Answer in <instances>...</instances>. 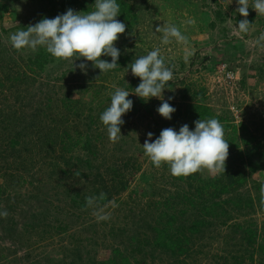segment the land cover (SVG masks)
Wrapping results in <instances>:
<instances>
[{
	"label": "rangeland",
	"instance_id": "rangeland-1",
	"mask_svg": "<svg viewBox=\"0 0 264 264\" xmlns=\"http://www.w3.org/2000/svg\"><path fill=\"white\" fill-rule=\"evenodd\" d=\"M1 1L8 2L10 9L8 12H0L3 14L0 15V48L4 45L7 54L14 56L16 61L22 63L23 69L27 70V75L23 78L24 83H15L14 88L5 90L10 95L18 94L17 100L12 99L11 96L8 101L14 109L17 110L20 107L24 114H29L37 108V110L43 111L44 103L49 101H52L51 105L54 108L56 105L58 106L59 98L65 96L67 91L71 92L74 98L87 103V106L84 107L85 113L90 112V106L95 109L96 103L100 101L103 102L105 111L111 103V98L107 99V97H111V93L115 91L116 87L129 91V99L133 101L134 105L138 97L134 94V89L141 81L139 77H134L131 74V64L123 63L124 56H129L134 62L140 56L147 55L150 51L159 48L160 55L164 57L166 63L169 66H174L173 80L166 84V89L163 92L164 100L173 101L177 105L184 103L179 95L186 86H203L207 89L206 102L216 113H226L228 117L234 119L236 124L243 123L247 127V131L255 133L264 141V47L261 46L264 45V41H261L260 45L256 43L260 35L264 34V15H257L256 11L251 8L253 0H249L250 8L247 17L253 24L251 31L247 34H242L238 30L239 21L244 17L236 11L237 0H218L228 16L223 23L217 21L214 28L210 26L209 22L214 19V12L220 7L215 3L204 4L203 0H124L130 3L137 19L131 18V22H126L116 17L126 25L125 33L119 34V39L115 43V47L121 53L118 59L119 66L101 73L100 69L92 67V62L85 61L84 58L75 60L74 65L87 63L86 74L78 67L73 68L70 61L55 58L51 54L50 57L53 60L44 70L37 72L27 69L22 56L27 58L36 50L45 48L39 46L35 51L28 48L17 51L10 42V35L18 30H26L27 26L35 25L42 18L51 19L64 14L68 10L63 7L64 0ZM94 3L95 0L90 3L87 10L78 6L72 9L86 14L95 11ZM167 25L179 27L182 34L188 37V44L177 42L175 38H170L169 44H163V32H157L155 29L158 26L163 28ZM186 50L193 53L187 61L184 58ZM101 59L111 62L110 56H102ZM92 76L99 78L96 80ZM92 81L102 83L101 88L103 89L102 96L95 102L91 100L92 90H81L83 85L79 84L84 82L83 84L89 85ZM131 85L133 88L128 89ZM169 97L172 99L169 100ZM150 101L156 104L153 114H146L142 117L143 109L134 112L132 107L131 111L123 115L122 137L116 143L109 140L107 128L100 119L91 128L96 141L105 144V148L99 150V160L92 158V163L104 162L103 169H105L118 157H133L137 162L136 165L138 167L141 165V168H138L135 174L130 176L129 186L124 192L117 197L105 200V205H107L105 213L110 214V219L98 222L96 216L91 212L89 217L85 216V220L78 221L77 214L73 215L77 210L73 206L71 197L78 191L88 192L90 189L88 177L74 174V167L73 171H68V173H63L58 168L53 174L47 172L42 174L40 169L38 171L37 163L30 171L20 172L22 180H19L20 184L17 186L10 188V192L15 194L11 199L9 197L1 198L0 209L3 208V211L8 213L6 218L0 216V249L3 248L4 250L1 252L7 256L6 260H3V264H36V262L37 264H71L72 260L84 264L88 261V256L85 254L84 258H79L78 254L72 252L73 246H75L74 235L81 237L83 242H86L87 237L91 235L97 238L100 244L95 246L92 254L96 255L97 259H102L110 253L109 248L102 246V241L107 239L105 241L106 243L109 241L107 244L113 242L111 237L104 238V232L107 234L112 227L116 228L125 224L130 227L133 226L132 224L140 223L144 228L146 222L140 221L141 219L148 220V223L155 222L160 209H153L145 214L143 209L147 208L146 200L149 199L145 198L139 201L136 195L138 191H142L145 185L143 174L152 170L150 158L145 155L143 149V144L148 139L147 133L151 132L154 127H163V123L169 120L164 119L157 112V108L162 102L161 99L153 97L150 98ZM56 112L57 109L50 110L48 114L55 117L54 113ZM98 112V108L92 111L95 116ZM84 115L80 130L86 132ZM47 124L50 128L53 127L49 121ZM176 131L179 132V130ZM154 140L152 137V141ZM74 152L80 157H88L80 146ZM21 154L25 156L23 150H21ZM32 156L36 158V155ZM78 163L81 165L80 162ZM160 170L164 172L162 167ZM205 171L209 176L216 175L209 173L207 169ZM245 171L249 172L250 170L245 168ZM170 173V170H167L166 176ZM33 175H43L46 180L43 189L38 188L41 185L35 188L38 182L33 181ZM252 178L264 181V170L250 174L247 182L238 188L237 192L251 194L255 197L256 188H254ZM159 179L165 189L174 191L172 184H163L165 179ZM181 188L189 190V186L185 182L181 184ZM70 190L72 191L70 192ZM161 197L152 196V199L157 201ZM224 198L226 195L221 197V199ZM112 201L115 202L116 207L112 206ZM70 203L73 206L72 210ZM136 203H140V206ZM226 208L231 210V204H226ZM254 208L256 211L251 214L237 216L235 213L236 217L224 225L216 224L219 219L213 217L212 219L216 221L214 227L211 228V231L205 229L202 233L195 235L197 238L188 246L189 252L180 256V260L184 261L182 264H237L232 258V255L236 254L245 255V264L263 262L264 256L256 249L248 247L246 244L242 247L238 244L241 231L235 228V223L244 225L250 223L252 228L258 230V242L263 241L264 210L257 202H255ZM35 213L39 216V220L38 218L31 220ZM44 216H47L46 222ZM181 219L184 220V223L191 220L188 216ZM47 223L50 224L45 227L44 225ZM59 224L63 227L67 226V230L60 233L55 232V227ZM97 225H100L101 229H98ZM96 229L99 232L98 236L93 233ZM250 254H252V258H250ZM165 258V255H162L161 258L160 253L155 260L151 261L150 259L149 264H168L171 260L164 261ZM62 259H65L66 262H59ZM174 264L181 263L175 262Z\"/></svg>",
	"mask_w": 264,
	"mask_h": 264
},
{
	"label": "trees",
	"instance_id": "trees-1",
	"mask_svg": "<svg viewBox=\"0 0 264 264\" xmlns=\"http://www.w3.org/2000/svg\"><path fill=\"white\" fill-rule=\"evenodd\" d=\"M92 1L64 0L63 7L72 9L78 6L87 10ZM116 2L120 5V15L118 16L120 19L126 22H131V18L133 20L137 19V15L132 10L130 3L124 0H116ZM203 2L204 4L215 3L220 6L214 12V19L209 22L212 28L215 27L217 21L225 22L228 14L222 9L218 0H203ZM9 9L10 4L0 0V12H8ZM50 56L46 49L42 48L36 50L35 53L27 58L22 56V60L27 69L40 72L53 60ZM125 62L126 64L133 63L129 56H124L123 63ZM0 75L1 204V198L9 197L11 199L15 195L10 192V188L20 184L19 180L22 176L20 172L30 171L37 163L39 166L38 171L40 169L42 174H46L45 172L53 174L58 168L63 173H68V171H73L72 168L74 167V174L77 175L78 173L77 176L88 177V185L90 186L88 192L78 191L71 197L73 206L77 210V213L75 212L73 215L77 214L78 221L85 220V216L89 217V214L93 212L91 208H86V197H98L100 193H105V200H109L117 197L128 188L130 176H133L138 168H141V165L139 167L136 165L137 162L133 157H118L114 163L108 165L105 169H103L105 167L104 162L92 163V158L99 160L100 148H105L104 143L96 141L94 131L91 129L94 124L98 123L104 109L102 101L96 103L95 109L90 106V112L85 113L84 107L87 106V103L82 102L81 99L74 98L71 92L66 91L65 96L59 98L58 106L56 105L53 108L51 105L52 101H49L44 103L45 108L42 107L43 111L37 110V108L29 114H24L20 107L16 110L12 104L8 103L11 96L12 99L17 100L18 94L10 95L5 90L6 88L8 90L14 88L13 85L15 83H24L23 78L27 75V70L23 69L22 63L16 61L14 56L7 54V49L4 45L0 48ZM92 77L96 80L99 78ZM83 83H79L83 85L81 90H92V102L102 96V83L98 81H92L89 85ZM129 88H133V86L131 85ZM206 95L207 89L203 86H186L179 95L184 103L177 105L173 101L167 100L176 111L172 114L171 120L165 121L163 127H154L151 133H153V138L156 139L159 137L160 132L168 127L179 130L182 125L187 124L190 130H195L194 122L198 119H217L223 125L225 131L224 139L229 143V158L226 160L225 174L219 173L209 176L205 173L206 169H204L187 177H177L171 173L167 177L166 171L170 170V166L162 164L161 167L164 172H161V167H155L150 160L152 170L143 174L145 185L142 191H138L136 196L139 201L145 198L149 199L146 200L147 208L143 209L145 214L153 211V209H160L155 222L148 223V220L141 219L140 221L146 222L144 228L140 223H135L130 227L126 224L116 228L112 227L107 234L103 231L104 238L111 237L113 242L107 244L109 243V241L105 242L107 239L102 241V246L110 249V253L102 259H97V256L92 254L95 246L98 243L100 244L97 238L91 235L87 237L86 242H83L81 237L74 235L75 246H73L72 252L78 254L79 258H84L86 254L88 261L84 264H133V262H136V264H149V260H155L160 253L161 258L162 255L166 256L164 261L171 260L168 264H174L175 262L182 264L184 261L180 260V256L189 252L188 246L197 238L195 235L202 233L205 229L211 231V228L214 227L216 221L212 219L213 217L219 219L216 224L224 225L229 220L234 219L236 215H247L255 212V202L261 205L264 210V191H262L264 189V181L252 178L254 188H256L255 197L251 194L237 192L238 188L247 182L250 174L264 170V141L255 133L247 131V127L243 123L240 125L236 124L234 119L228 117L226 113H216L206 102ZM109 98L111 97H107V99ZM155 106L156 104L150 99L145 101L137 97L133 110L137 112L143 109L141 115L144 117L146 114H153ZM97 108L99 112L95 116L92 111ZM56 109L55 117H51L48 111ZM83 114H85L86 132L80 130L81 125H83ZM47 121L53 127L50 128ZM89 129L91 130L89 131ZM95 142L96 144H94ZM139 142H141V139H139ZM79 146L85 150L88 157L83 158L74 154V150ZM21 150L24 151L25 156L21 154ZM32 155H36V158ZM245 168L250 170V174L245 171ZM160 175L161 177H158ZM159 178L165 179L163 184H172L174 191L165 189L164 185L160 184ZM32 179L38 182L35 188L39 185L43 187L39 186L38 188H44L46 180L43 175H33ZM183 182L188 184V191L181 188ZM225 195L226 198L221 199ZM152 196L162 197L154 201ZM105 200L100 202L101 205L106 204ZM136 204L139 205L140 203ZM226 204H231V210L226 208ZM70 205L72 210L73 206L71 203ZM3 210V208L0 209V212ZM47 216H44L45 222ZM184 216L190 217L191 220L184 223V220L181 219ZM33 218H38L39 220V216L36 213L33 214L31 220ZM49 224L47 223L44 226L47 227ZM66 228L67 226L63 227L59 224L55 227V232H63L67 230ZM97 228L101 229L100 225H97ZM235 228L241 231L240 242L238 243L241 247L246 244L264 256V238L263 241L258 242L259 233L256 228H252V224L235 223ZM3 230H5L4 227ZM93 233L96 236L99 235L97 229ZM64 248L70 249L69 247ZM3 250V248L0 249V262L2 264L3 260L5 261L7 258L1 252ZM232 258L237 264H245L244 254L232 255ZM250 258H252V254H250ZM262 261L259 264H264V259ZM59 262L63 263L66 261L62 259ZM70 263L80 264L74 260Z\"/></svg>",
	"mask_w": 264,
	"mask_h": 264
},
{
	"label": "clouds",
	"instance_id": "clouds-1",
	"mask_svg": "<svg viewBox=\"0 0 264 264\" xmlns=\"http://www.w3.org/2000/svg\"><path fill=\"white\" fill-rule=\"evenodd\" d=\"M94 4L95 11L81 14L82 12L68 9L55 18H42L35 25L27 26L26 30H18L10 35L12 47L17 51L25 48L35 51L42 46L53 57L70 61L73 68L78 67L85 74L87 63L74 65L75 60L84 58L85 61L92 62V67L100 69L101 73L115 69L119 66L118 59L121 55L115 43L119 39V34L125 33L126 30L125 23L116 19L120 15V5L116 0H95ZM237 4L236 11L244 17L239 21L238 30L242 34H247L253 24L247 19L249 0H237ZM251 8L257 15H264V0H253ZM155 30L163 32V44H169L170 38L188 44V37L182 34L176 25H167L163 28L158 26ZM261 41H264V34L260 35L256 43L260 45ZM192 55L191 51L186 50L185 61ZM102 56H110L111 62L101 59ZM173 68L174 66H169L160 55L159 48L135 59L130 66L131 74L139 77L141 81L134 89V94L145 101L153 97L160 98L162 102L157 112L167 120H171L172 114L176 111L163 99L165 86L174 77ZM129 95V91L116 87L111 93L110 106L100 115L112 143L118 142L122 137L121 125L124 124L122 117L133 107V101L128 99ZM171 99L172 97H169V100ZM194 123L195 130H190L187 124L182 125L179 132L172 127L165 128L154 141L153 133H147L148 139L143 144L145 155L157 168L162 164H168L171 174L177 177H187L204 169L212 174H225L229 143L224 139L223 125L215 118L207 120L200 118ZM105 199V193H100L98 197H86V208L93 209L98 222L110 219V214L105 213L107 205L100 203ZM111 204L113 207L117 206L114 201ZM7 215L6 211L0 212V216L6 218Z\"/></svg>",
	"mask_w": 264,
	"mask_h": 264
}]
</instances>
